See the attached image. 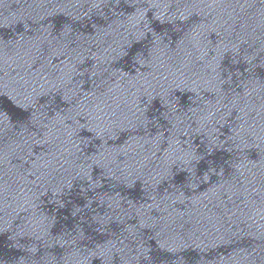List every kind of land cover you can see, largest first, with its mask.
Segmentation results:
<instances>
[{
  "label": "water",
  "instance_id": "water-1",
  "mask_svg": "<svg viewBox=\"0 0 264 264\" xmlns=\"http://www.w3.org/2000/svg\"><path fill=\"white\" fill-rule=\"evenodd\" d=\"M264 174V0H0V264H130Z\"/></svg>",
  "mask_w": 264,
  "mask_h": 264
}]
</instances>
